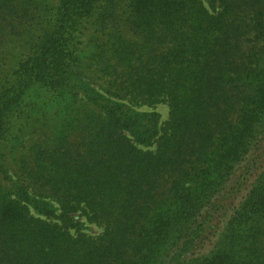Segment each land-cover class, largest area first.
Returning a JSON list of instances; mask_svg holds the SVG:
<instances>
[{
  "label": "trees",
  "instance_id": "1",
  "mask_svg": "<svg viewBox=\"0 0 264 264\" xmlns=\"http://www.w3.org/2000/svg\"><path fill=\"white\" fill-rule=\"evenodd\" d=\"M0 264H264V0H0Z\"/></svg>",
  "mask_w": 264,
  "mask_h": 264
},
{
  "label": "rangeland",
  "instance_id": "2",
  "mask_svg": "<svg viewBox=\"0 0 264 264\" xmlns=\"http://www.w3.org/2000/svg\"><path fill=\"white\" fill-rule=\"evenodd\" d=\"M143 109L146 110H155L159 113L160 116V121H164L168 117V107L165 103H158L154 105L153 107H142ZM84 230L90 234H98L101 232V226H98L94 223H85Z\"/></svg>",
  "mask_w": 264,
  "mask_h": 264
}]
</instances>
